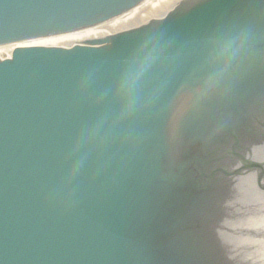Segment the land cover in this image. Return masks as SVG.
Segmentation results:
<instances>
[{"label":"water","instance_id":"1","mask_svg":"<svg viewBox=\"0 0 264 264\" xmlns=\"http://www.w3.org/2000/svg\"><path fill=\"white\" fill-rule=\"evenodd\" d=\"M110 1L0 0V45ZM119 33L0 61V264H264V0Z\"/></svg>","mask_w":264,"mask_h":264},{"label":"bare ground","instance_id":"2","mask_svg":"<svg viewBox=\"0 0 264 264\" xmlns=\"http://www.w3.org/2000/svg\"><path fill=\"white\" fill-rule=\"evenodd\" d=\"M192 0H153L133 11L125 12L111 20L90 26L86 29L76 32L52 35L46 39L40 38L25 43H19L17 47L28 46H58L77 44L76 39L104 37L117 34L132 25H148L167 14L170 10H180L186 6V3ZM16 46L0 47V59L8 60Z\"/></svg>","mask_w":264,"mask_h":264}]
</instances>
